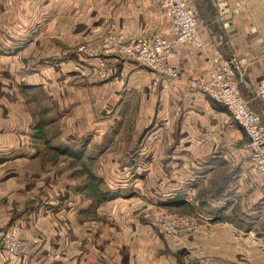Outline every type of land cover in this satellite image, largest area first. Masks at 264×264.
I'll return each mask as SVG.
<instances>
[{"label":"crops","instance_id":"0c3cea01","mask_svg":"<svg viewBox=\"0 0 264 264\" xmlns=\"http://www.w3.org/2000/svg\"><path fill=\"white\" fill-rule=\"evenodd\" d=\"M187 2L200 19L201 44L185 41L175 46L168 62L178 77L153 89L146 66L111 56L110 74L99 78L93 73L94 61L75 48L84 43L97 50L99 37L110 30L171 37L170 22L153 0H0L1 58H61L47 65L36 60L28 69L39 74L50 66L52 73L54 66L64 75L55 76L51 93L66 95L59 119L77 115L91 125L92 101L105 105L106 110L100 109L105 126L97 136L100 133L106 142L98 154L91 153L96 145L90 142L84 155L91 169L99 162L96 173L106 191L115 194L96 208L88 207L75 181V192L47 195L41 199L46 205L23 213L34 223L25 224L21 248L0 264H199L203 259L264 264V180L240 148L224 149V138L237 140L244 134L242 128L234 120V126L223 121L229 115L226 109L216 108L191 85L210 65L232 55L244 58L239 88L264 125V99L253 95L256 83L264 79V0ZM44 48L51 52L42 54ZM113 122L117 125L108 130ZM146 125L151 127L144 140L134 142ZM77 130L58 131L57 137L75 142L83 134ZM130 139L139 146L135 166L119 171L116 164ZM26 142L0 140V168L12 156L30 157L34 147ZM177 195L185 200L171 206L177 210L190 208L202 197L208 224L194 233L148 232L152 208L169 206L166 201ZM212 208H219V218L212 219ZM88 215L91 224L84 223ZM32 235L35 242H30Z\"/></svg>","mask_w":264,"mask_h":264},{"label":"rangeland","instance_id":"374dc122","mask_svg":"<svg viewBox=\"0 0 264 264\" xmlns=\"http://www.w3.org/2000/svg\"><path fill=\"white\" fill-rule=\"evenodd\" d=\"M41 36L45 37V34H41ZM40 44L47 46V42H41ZM58 44L61 43L59 42ZM80 44L84 45V43ZM78 46L79 44L75 48L77 49ZM50 52L51 50L44 48L42 54L47 55ZM36 60H41L42 65H47L49 60L58 62L56 58L36 59L31 57L30 59V57H26L25 59L19 58L16 54L5 58L0 57V140L5 141V139H8L16 143H25L27 141V144L34 147L32 156H22L19 158L12 156V160H9L8 163L3 162L0 168V229H5L9 224L15 223L21 230L20 238L23 230H25V224L30 221L24 219L23 213L32 210V208L38 209V206L46 205L41 199H46L47 195L58 191L75 192V185L71 183L72 181L80 183L82 186L80 187L81 193L87 197L88 207L92 208H96L101 201L105 200L99 199L100 190L108 189L107 185L104 184V179L96 173V170L98 172V169H101L98 165L99 162L94 165V172L91 169V161L84 155L86 152L85 147L90 142L96 145L93 147L94 151L91 152H95L94 154H98V151L101 150L99 149L102 145L101 143L106 142L105 137L100 133L97 136V131H101L102 127L105 126L102 122L100 111V109L106 110L105 105L101 104V101L89 103L94 116V121L91 125H84L83 119L76 118L78 117L77 115L72 118L65 116L64 119H59V112L65 104L66 95L64 98H60V95L54 97L52 96V88L56 87V83H53L56 81L55 76L64 75L62 73L61 75L60 73L58 74L54 66L52 67V73L48 72L50 66L44 70L47 71L46 73H28L29 67L34 66ZM62 63H58V65H62ZM79 94L77 93V96ZM98 109L99 111H97ZM132 111L129 110L131 115ZM135 112H138V109H135ZM131 117L129 115V119L125 123L127 126L130 125ZM225 120L234 126V121L229 115L223 116V121ZM114 122L108 130L117 125ZM150 127V125H146V127L141 129L135 137L138 140L134 142L143 141ZM67 128L70 132L78 128L79 131H77L80 133L82 131L83 134L79 135L75 139V142L59 139L57 137L58 131ZM90 132L93 133V136H91ZM109 132H113V129ZM27 133L31 134L32 138H37L35 139L37 141L29 140V138L24 140L20 134ZM90 136L93 137L92 140L94 141L91 140ZM240 136V138L234 141L230 137L224 138V149H230L232 145L240 148L242 142L245 140L244 134L241 133ZM130 140L124 148L123 159H121V161L127 160L126 162H129L128 157H131L130 164H123L119 161L116 164V168L119 171L125 168L131 169L135 166L136 159L134 158L135 153L139 151V146L132 143V140L130 142ZM29 141L33 142V144L29 143ZM79 145H83L80 148L81 150H76ZM196 193H201V189ZM201 199L202 197H199L196 200L197 202L190 208L185 206V208L177 210L171 206H164L163 210L165 209L177 214L201 215L206 211L205 203L200 201ZM152 209L148 222L154 221V212H156L158 207ZM197 219L199 220V218ZM33 221L31 220L29 223H34ZM90 222L91 215H88L84 219V223L91 224ZM207 224L204 222L198 225L197 229H186L185 231H181V233L197 232ZM169 234L172 233L170 232ZM29 238H33V235ZM204 260L211 259H203L199 263Z\"/></svg>","mask_w":264,"mask_h":264},{"label":"built area","instance_id":"2783aa9c","mask_svg":"<svg viewBox=\"0 0 264 264\" xmlns=\"http://www.w3.org/2000/svg\"><path fill=\"white\" fill-rule=\"evenodd\" d=\"M159 7L162 15L170 24L171 37L162 34L144 36L129 34L123 31L110 30L103 33L97 42L98 48L92 51L88 46L79 44L77 51L86 53L95 65L93 73L99 78H106L110 74L107 69L108 57L122 60H131L146 66L152 75L151 88L156 89L162 81L175 80L178 71L169 62L175 46L181 42H200V19L196 12L188 7L187 0H153ZM244 58L229 56L218 65H210L204 76L191 81L200 93L209 97L226 108V111L243 130L246 139L240 146V151L246 156L250 167L264 180V125L259 114L248 103L241 88V63ZM253 95L264 99V79H260L253 90ZM154 221L147 225V231L154 234L162 230L172 234H180L186 229H197L198 225L209 221L205 215L177 214L163 210L158 206ZM199 218V220L197 219ZM21 230L15 224H9L0 229V261L7 258V254L15 252L23 244L20 238ZM31 238L30 242H35ZM199 264H218L216 261L204 260Z\"/></svg>","mask_w":264,"mask_h":264},{"label":"trees","instance_id":"16d2710c","mask_svg":"<svg viewBox=\"0 0 264 264\" xmlns=\"http://www.w3.org/2000/svg\"><path fill=\"white\" fill-rule=\"evenodd\" d=\"M213 105H215V107L216 108H218V109H221V110H225L226 108L223 106V105H221V104H219V103H217V102H215V101H213ZM239 126V125H238ZM240 127V126H239ZM241 128V127H240ZM82 146L83 145H79V146H77V149L76 150H78V149H80V148H82ZM81 150V149H80ZM127 158V157H126ZM128 161L129 162H127V165H129L130 164V161H131V157L129 158L128 157ZM212 163V161H209L207 164H211ZM113 196H115V194L114 193H112V192H109V191H106V190H100V196H99V199H107V198H111V197H113ZM93 197H96V196H93ZM95 199V198H94ZM167 203H166V205H169V206H172V205H175V204H180V203H182V202H185V200H184V198L181 196V195H177V196H175L173 199H171L170 201H166ZM98 203V202H97ZM218 212H219V208H212L211 209V214H212V219H217V218H219L220 216L218 215ZM211 219V220H212Z\"/></svg>","mask_w":264,"mask_h":264}]
</instances>
